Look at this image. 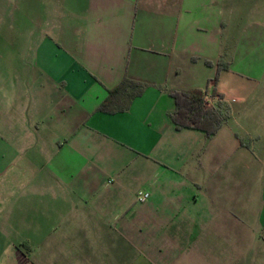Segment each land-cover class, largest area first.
<instances>
[{
    "label": "crops",
    "instance_id": "crops-1",
    "mask_svg": "<svg viewBox=\"0 0 264 264\" xmlns=\"http://www.w3.org/2000/svg\"><path fill=\"white\" fill-rule=\"evenodd\" d=\"M27 1L0 35V264H264L257 1ZM122 77L140 93L98 109ZM211 87L218 128H174L166 91Z\"/></svg>",
    "mask_w": 264,
    "mask_h": 264
},
{
    "label": "trees",
    "instance_id": "trees-1",
    "mask_svg": "<svg viewBox=\"0 0 264 264\" xmlns=\"http://www.w3.org/2000/svg\"><path fill=\"white\" fill-rule=\"evenodd\" d=\"M224 67H226V62L218 59L212 76L213 82L218 69ZM141 87L140 82L122 77L113 87L107 89L105 98L100 101L97 108L112 112L115 110L113 103L116 98L125 99L128 102L131 96L140 93ZM204 91L205 89L199 88H173L166 91L173 100V109L167 116L174 128H196L208 136L228 116L226 106L220 102V94L211 87L209 93L215 97V101L208 103L203 97Z\"/></svg>",
    "mask_w": 264,
    "mask_h": 264
},
{
    "label": "rangeland",
    "instance_id": "rangeland-1",
    "mask_svg": "<svg viewBox=\"0 0 264 264\" xmlns=\"http://www.w3.org/2000/svg\"><path fill=\"white\" fill-rule=\"evenodd\" d=\"M251 1V0H250ZM257 1V6L252 8L254 12L260 15L264 14V0ZM37 16V9L34 5H29L27 0H0V35L7 32V18H34ZM4 37V36H3ZM212 77V76H211ZM208 103H213L214 99L206 96ZM38 248H34V254H37Z\"/></svg>",
    "mask_w": 264,
    "mask_h": 264
},
{
    "label": "built area",
    "instance_id": "built-area-1",
    "mask_svg": "<svg viewBox=\"0 0 264 264\" xmlns=\"http://www.w3.org/2000/svg\"><path fill=\"white\" fill-rule=\"evenodd\" d=\"M204 99L207 101L206 95H203ZM208 102V101H207ZM147 192L144 190H137L134 194V199L138 201H142L146 198Z\"/></svg>",
    "mask_w": 264,
    "mask_h": 264
}]
</instances>
